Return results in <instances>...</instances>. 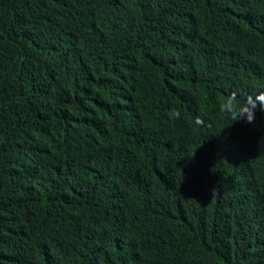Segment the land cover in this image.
Returning <instances> with one entry per match:
<instances>
[{
	"label": "trees",
	"instance_id": "16d2710c",
	"mask_svg": "<svg viewBox=\"0 0 264 264\" xmlns=\"http://www.w3.org/2000/svg\"><path fill=\"white\" fill-rule=\"evenodd\" d=\"M261 92L264 0H0V264H264Z\"/></svg>",
	"mask_w": 264,
	"mask_h": 264
},
{
	"label": "clouds",
	"instance_id": "9594fccd",
	"mask_svg": "<svg viewBox=\"0 0 264 264\" xmlns=\"http://www.w3.org/2000/svg\"><path fill=\"white\" fill-rule=\"evenodd\" d=\"M235 100L236 94L233 93L231 97L228 98L227 104L221 105V111L226 112V114L230 115L231 119L235 120L236 122L244 120L245 123L255 124V113L258 116H261L260 111L264 112V92L256 95L255 99H253L251 95L248 96L243 107H238L235 103H233ZM176 116H179L178 111L176 112ZM196 123L198 125H203L204 121L197 117Z\"/></svg>",
	"mask_w": 264,
	"mask_h": 264
},
{
	"label": "bare ground",
	"instance_id": "6f19581e",
	"mask_svg": "<svg viewBox=\"0 0 264 264\" xmlns=\"http://www.w3.org/2000/svg\"><path fill=\"white\" fill-rule=\"evenodd\" d=\"M115 147H116V146H115ZM225 155H226V154H225ZM225 158H226V157H225ZM257 220H258V219H257ZM257 220H256V221H257ZM260 222H261V221H260Z\"/></svg>",
	"mask_w": 264,
	"mask_h": 264
}]
</instances>
